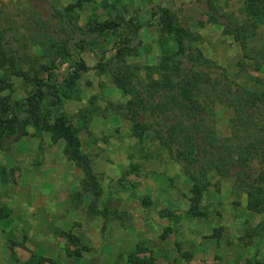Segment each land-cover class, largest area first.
<instances>
[{"label": "rangeland", "instance_id": "374dc122", "mask_svg": "<svg viewBox=\"0 0 264 264\" xmlns=\"http://www.w3.org/2000/svg\"><path fill=\"white\" fill-rule=\"evenodd\" d=\"M70 5L72 18L60 20L55 11ZM241 6L242 0L0 1V117L16 119L24 133L0 148V264H245L254 257L264 263V212L249 211L234 179L212 172L199 214L191 216L181 162L160 149L152 131L142 141L131 136L116 112L129 96L113 82L122 64L142 77L163 44L176 49L165 31L166 9L175 27L199 37L185 63L200 53L212 77L264 89V66L241 69L240 45L223 34L248 20ZM104 22L117 27L90 31ZM263 44L261 25L250 47ZM208 115L217 137L230 135L232 110L215 105ZM57 119L74 132L101 202L110 198L121 220L91 212L86 174L64 155ZM251 169L263 188L264 160Z\"/></svg>", "mask_w": 264, "mask_h": 264}, {"label": "trees", "instance_id": "16d2710c", "mask_svg": "<svg viewBox=\"0 0 264 264\" xmlns=\"http://www.w3.org/2000/svg\"><path fill=\"white\" fill-rule=\"evenodd\" d=\"M72 6L62 14L55 11L60 20L71 19ZM248 19L244 25L225 27L223 34L231 36L240 45L242 52L238 66L248 64L255 71L264 66V44L259 49L250 47L257 35V29L264 25V0H242L241 10ZM165 31L173 36L174 51L164 53L155 65L144 67L139 77L130 67L122 64L115 73L113 82L117 89L129 96L123 105L116 106V112L130 124V134L139 141L152 131L160 149L175 156L182 164V172L190 182L189 214L196 216L203 193L210 186L209 175L215 172L219 177H232L234 186L247 195V209L257 214L264 212V187L258 185V177L251 169V163L264 160V89L239 87L225 76L212 77L205 70L210 62L200 53L190 56L185 63L186 51H191V42L198 35L182 27H175L169 20L168 10L162 9ZM117 27L114 23H96L90 31L105 32ZM4 56L0 59L3 65ZM18 76L19 75L18 73ZM24 76V74L22 75ZM37 83V82H36ZM38 86V85H37ZM40 96L39 90L35 97ZM223 105L232 110L230 135L219 138L216 135L215 120L208 115V109ZM16 119L0 117V148L18 140L22 134ZM26 123L22 124V127ZM55 132L64 139V155L69 161L79 163L86 174L84 190L90 192L93 200L90 210L104 215L105 219H122L117 208L109 205V198L101 202L102 189L92 172L90 161L80 150L74 132L62 121H55ZM14 135V139H12ZM101 202L102 210L97 208ZM164 230L172 232L171 228ZM179 251V249H178ZM179 253H181L179 251ZM186 254L181 253L184 258ZM142 264V263H138ZM245 264H264L254 257Z\"/></svg>", "mask_w": 264, "mask_h": 264}, {"label": "built area", "instance_id": "2783aa9c", "mask_svg": "<svg viewBox=\"0 0 264 264\" xmlns=\"http://www.w3.org/2000/svg\"><path fill=\"white\" fill-rule=\"evenodd\" d=\"M0 1H2V0H0Z\"/></svg>", "mask_w": 264, "mask_h": 264}]
</instances>
